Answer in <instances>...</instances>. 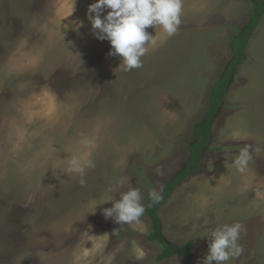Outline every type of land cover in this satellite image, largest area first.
Wrapping results in <instances>:
<instances>
[{"label": "rangeland", "instance_id": "374dc122", "mask_svg": "<svg viewBox=\"0 0 264 264\" xmlns=\"http://www.w3.org/2000/svg\"><path fill=\"white\" fill-rule=\"evenodd\" d=\"M94 2L0 0V264L153 263L162 246L146 239L151 219L121 225L104 218L112 204L103 203L138 187L146 206L150 189L161 193L186 167L194 123L233 57L230 40L253 10L250 0H183L177 33L148 28L157 45L141 67L124 71L109 55L110 42L93 32ZM246 56L209 147L159 208L163 228L170 225L182 243L216 227L187 210L201 171L244 149L256 163L264 156V15ZM74 156L95 165L84 186L67 170ZM209 242H199L198 251L193 244L198 264ZM156 264L187 263L173 257Z\"/></svg>", "mask_w": 264, "mask_h": 264}, {"label": "clouds", "instance_id": "9594fccd", "mask_svg": "<svg viewBox=\"0 0 264 264\" xmlns=\"http://www.w3.org/2000/svg\"><path fill=\"white\" fill-rule=\"evenodd\" d=\"M108 10L105 14V10ZM183 0H95L88 7V15L96 37L110 42V56H118L120 67L131 71L142 66V58L149 49L157 45V38L147 31L159 27L161 33L172 37L182 23ZM247 149L242 150L237 165L243 172L248 161ZM95 165L91 159L74 156L68 166V172L80 177L79 183L84 186L87 169ZM122 189L125 185L117 182ZM115 189L111 186L109 192ZM148 195L153 203H159L163 197L157 190H150ZM142 190L138 187H127L119 192V199L107 197L106 202L112 206L103 209L105 219H112L121 225L135 226L142 223L145 214ZM101 204V205H103ZM100 206V205H98ZM97 206L95 207V211ZM242 225L237 222L223 224L210 231V242L202 264H229L240 257L244 251L241 239Z\"/></svg>", "mask_w": 264, "mask_h": 264}, {"label": "crops", "instance_id": "0c3cea01", "mask_svg": "<svg viewBox=\"0 0 264 264\" xmlns=\"http://www.w3.org/2000/svg\"><path fill=\"white\" fill-rule=\"evenodd\" d=\"M251 141L254 143V140ZM248 157L250 158L243 172L239 171L236 163L238 159L213 164L210 170L203 169L200 186H195L196 192L186 202L187 210L189 208L209 217L203 221L207 226L217 227L237 222L242 225L239 243L243 245L244 251L229 264H264V156L258 163L257 157ZM188 222L190 219L186 224ZM181 223L184 225L183 221ZM171 229L170 225L163 228L164 235L169 240L183 245L194 239L197 251L199 242L203 239L210 241V232H205L182 243L172 236L175 232ZM204 253L206 255L207 251L204 250Z\"/></svg>", "mask_w": 264, "mask_h": 264}, {"label": "trees", "instance_id": "16d2710c", "mask_svg": "<svg viewBox=\"0 0 264 264\" xmlns=\"http://www.w3.org/2000/svg\"><path fill=\"white\" fill-rule=\"evenodd\" d=\"M253 4L250 22L240 31V33L230 40L229 45L233 52V57L228 64L225 72L213 84L211 89L210 105L204 112L203 117L194 123V133L196 139L189 145L190 157L184 169H182L163 189L160 195L163 199L159 203H153L147 194V205L145 206L144 216L149 217L153 224L150 232L146 236L148 241H153L162 246L161 251L153 259V263H161L173 257L183 258L187 264H198L193 254L194 239L181 245L168 240L163 232V222L159 215V208L170 198L175 188L180 182L186 179L197 167L202 158L203 152L209 147L212 137V127L214 119L221 108L226 97L230 81L239 65L247 58L246 45L251 32L259 25L264 15V0H250ZM155 190V189H150ZM149 190V191H150ZM149 193V192H148ZM152 263V264H153Z\"/></svg>", "mask_w": 264, "mask_h": 264}]
</instances>
